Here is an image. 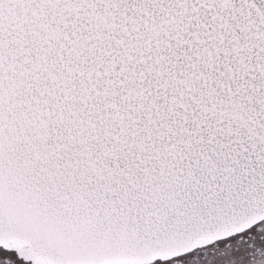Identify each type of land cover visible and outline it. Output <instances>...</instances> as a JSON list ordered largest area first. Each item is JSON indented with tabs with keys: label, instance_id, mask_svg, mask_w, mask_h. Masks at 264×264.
<instances>
[{
	"label": "snow or ice",
	"instance_id": "obj_1",
	"mask_svg": "<svg viewBox=\"0 0 264 264\" xmlns=\"http://www.w3.org/2000/svg\"><path fill=\"white\" fill-rule=\"evenodd\" d=\"M0 264H264V0H0Z\"/></svg>",
	"mask_w": 264,
	"mask_h": 264
}]
</instances>
